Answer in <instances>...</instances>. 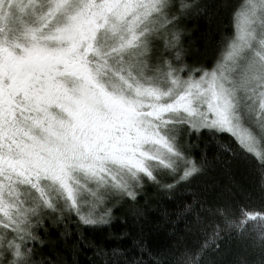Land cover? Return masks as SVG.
Here are the masks:
<instances>
[{"label": "snow or ice", "instance_id": "snow-or-ice-1", "mask_svg": "<svg viewBox=\"0 0 264 264\" xmlns=\"http://www.w3.org/2000/svg\"><path fill=\"white\" fill-rule=\"evenodd\" d=\"M200 7L0 0V264H44L47 227L73 216L107 224L146 183L175 192L202 170L193 141L225 135L257 162L259 204L198 216L204 243L170 264H210L224 230L258 246L264 264V0L233 7L234 35L214 65L198 68L182 58L179 26ZM136 248L149 259L127 264H157Z\"/></svg>", "mask_w": 264, "mask_h": 264}, {"label": "trees", "instance_id": "trees-1", "mask_svg": "<svg viewBox=\"0 0 264 264\" xmlns=\"http://www.w3.org/2000/svg\"><path fill=\"white\" fill-rule=\"evenodd\" d=\"M198 10L180 22V48L186 65L210 67L220 57L225 41L234 35L232 9L240 0H196ZM194 158L201 172L175 192L146 183L137 190L135 200L122 199L112 207L107 224L85 226L73 216L54 224L41 234L37 245L44 264H127L141 257L136 248L142 244L157 264H170L185 251L204 243V232L197 224L215 220L208 210L225 204H259L260 173L254 157L244 152L236 141L202 136L193 141ZM198 209L186 214V206ZM219 250L212 253L210 264H237L246 257L248 264H260L261 249L233 230L220 232Z\"/></svg>", "mask_w": 264, "mask_h": 264}]
</instances>
